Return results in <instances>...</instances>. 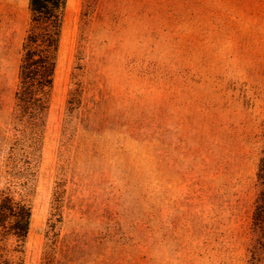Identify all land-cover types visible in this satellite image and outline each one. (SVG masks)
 Wrapping results in <instances>:
<instances>
[{"label": "rangeland", "instance_id": "obj_1", "mask_svg": "<svg viewBox=\"0 0 264 264\" xmlns=\"http://www.w3.org/2000/svg\"><path fill=\"white\" fill-rule=\"evenodd\" d=\"M30 0H0L2 264H264V0H68L48 107L16 92Z\"/></svg>", "mask_w": 264, "mask_h": 264}, {"label": "trees", "instance_id": "obj_2", "mask_svg": "<svg viewBox=\"0 0 264 264\" xmlns=\"http://www.w3.org/2000/svg\"><path fill=\"white\" fill-rule=\"evenodd\" d=\"M68 0H30L31 28L25 38L16 92L24 113L34 114L48 107L53 87ZM258 180L262 192L254 212V222L264 237V164ZM32 220V205L8 191L0 194V229L25 243ZM2 264V262H0Z\"/></svg>", "mask_w": 264, "mask_h": 264}]
</instances>
